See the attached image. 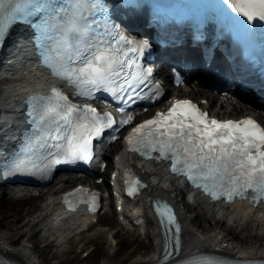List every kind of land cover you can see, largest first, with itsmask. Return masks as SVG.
Here are the masks:
<instances>
[{"label": "snow or ice", "instance_id": "snow-or-ice-1", "mask_svg": "<svg viewBox=\"0 0 264 264\" xmlns=\"http://www.w3.org/2000/svg\"><path fill=\"white\" fill-rule=\"evenodd\" d=\"M224 4L228 7L221 6V33L241 35L252 28L250 22L264 20V0H224ZM144 7V0H67V6L59 0H0V46L20 24L31 29L40 63L50 65L52 74L67 78L78 93L95 95L98 89L107 90L121 103L125 96L128 102L132 97L156 100L162 95V85L147 75L152 66L142 71L140 61L153 44L146 38L129 36L116 22L117 17L124 23L133 22ZM206 42L204 28L197 43ZM211 52L209 49V56ZM133 67L135 71L130 70ZM145 81L149 82L143 89L146 97L139 91ZM152 84L156 87L148 91ZM120 111L117 121L110 111L100 112L91 104L81 107L59 87H52L47 95L29 96L26 112L31 125L6 137L20 141L23 150L13 152L15 158L5 162L4 175L34 169L37 153L51 162L48 168L61 162L90 160L94 138L117 122L131 119L125 108ZM127 139L143 155L169 160L173 171L186 175L213 197L264 199V125L251 116L221 120L209 116L191 99L178 98L166 111L157 110L136 124ZM134 191L135 185L129 188V192ZM156 206L166 227L173 229V245L182 247L173 207L167 203L161 207L159 201ZM175 251L176 247L172 252L166 248L164 258ZM194 264L230 262L208 257Z\"/></svg>", "mask_w": 264, "mask_h": 264}, {"label": "bare ground", "instance_id": "bare-ground-1", "mask_svg": "<svg viewBox=\"0 0 264 264\" xmlns=\"http://www.w3.org/2000/svg\"><path fill=\"white\" fill-rule=\"evenodd\" d=\"M197 60L195 63H197ZM29 67V65H26L18 71V74L22 76L21 78H17L13 81L9 80L5 86L0 87V112L3 113L0 119L3 122L2 124L17 122V119L9 114L18 111L17 101L23 91L39 88L47 82L45 75L37 71H30ZM162 76L165 79L168 78L166 72H162ZM1 83L0 80V85ZM173 89L182 92L181 88ZM195 91L194 88L190 90V92ZM245 110L246 108L244 106L234 104L231 111L241 114L244 113ZM215 112L220 113L221 111L215 109ZM118 157L117 164L123 166L130 164L134 159L130 154L124 153L123 151ZM136 166L150 180V186L147 188L146 193L135 201V203L139 204V207H143L149 215L147 227L150 228L156 225L153 216L150 214L148 205L153 195H163L178 201L184 221L185 238L182 246L184 253H190L198 248L211 249L220 239H225L227 242V249L238 257H256L264 255V245L257 244L247 249L246 243L248 239L239 234L247 230L248 236H252L256 241H264V207L260 205L253 207L245 202H234L226 205L218 202L213 203L205 197L185 188L179 180L172 179L168 175L165 167L161 164L137 162ZM65 184L66 181L63 182L62 179H59L55 188H47L46 192H49L51 195L41 204L40 212L36 217L28 220L26 224L29 221L42 223L44 232L54 236L53 238H55L56 242L60 245V248L53 252V256L59 258L57 264H66L67 255L70 253H74V257L78 259V264H91L93 259L89 262L82 263L80 258H78V251L75 250L74 236H78L80 241L88 239L96 240L95 242H97L98 246L102 245L106 241V238L104 237L102 229H96L94 226L95 224H89L92 217L67 215L59 209V197L57 195L63 191ZM195 210L198 212L194 213ZM135 212V208H128L127 210V213L130 215H134ZM98 218L100 219L101 217L99 216ZM108 218H112V215L108 214ZM102 219H104V217ZM204 222L212 226L210 232L208 230L209 225H205ZM87 224L89 225L86 227ZM108 233L110 238L115 237V235L120 236L124 244L132 245L131 251L134 252L140 251L142 247H153L152 252H148V254L133 253L134 258L129 264H147L155 261L158 246L161 241L157 231L151 232L150 229L146 231L145 239L150 240L152 238V242L149 241L148 243H144L145 239L142 240L140 238L136 228L130 230L121 226L114 230V232L108 230ZM112 233L113 236H111ZM15 242L16 239H13L7 232H0L1 250L8 252L28 264H40L37 262L34 250L35 248L40 250V244L42 242L31 245L28 243V240H24L15 247L9 246L10 243ZM43 242H45L44 245L46 246L50 244L48 240ZM91 253L92 252H90L89 255L92 257ZM129 256H131V254L126 253V257ZM100 264L108 263L103 261Z\"/></svg>", "mask_w": 264, "mask_h": 264}, {"label": "rangeland", "instance_id": "rangeland-1", "mask_svg": "<svg viewBox=\"0 0 264 264\" xmlns=\"http://www.w3.org/2000/svg\"><path fill=\"white\" fill-rule=\"evenodd\" d=\"M191 94L196 95V93ZM240 106H244L247 110L251 109L245 104L241 105L240 103ZM251 110L257 113V110ZM228 112L227 114H234L233 112ZM115 150H118V147L115 148ZM47 196L48 195H44L40 197H31L22 200L8 201L7 203L6 201H4L3 203H0V232H7L12 236L13 239H16L15 243L9 244L10 247L17 246L27 237L28 243H30L31 245L35 243L38 244L42 240L37 238L38 227H40V225L42 224L33 221H29L26 224V222L36 217V215L40 212L41 204L45 201ZM196 212L197 211H194V213ZM104 217V219H100L99 223L96 224L97 228L104 229L103 231L106 241L102 245L98 246L97 242H95L96 240H75V250L78 251V258H80L82 263L89 262L93 259V262L91 264H100L103 261L107 262L108 264H129L130 261L134 258V254H148V252H152V246H150L149 248L142 247L140 248V251L134 252L131 251L132 245L124 244V241L120 236H115L112 239L109 238L107 228L114 230L115 228H117V224L115 221V217H113L114 221H110V218H108L107 214H105ZM108 224H112L113 227H109ZM204 224L209 225V223L205 222ZM211 229L212 226L209 225V232ZM239 234L248 239V242L246 243L247 249L257 244L264 245V241H256L252 236H248L247 230L242 231ZM140 237L142 240L145 239V236L140 235ZM149 241L152 242V238L150 240L145 239L144 243H148ZM59 247L60 246L55 243V240H52L49 246H43L40 250H37V248H35V257L38 261H42L43 264H57L59 259L53 256V252ZM90 250L92 252V257L89 255ZM87 251L89 252V254L86 256L85 253H87ZM126 253H130L131 256L126 257ZM66 264H78V259L74 257V253H70L67 255Z\"/></svg>", "mask_w": 264, "mask_h": 264}]
</instances>
